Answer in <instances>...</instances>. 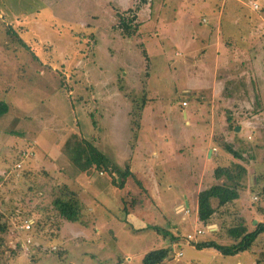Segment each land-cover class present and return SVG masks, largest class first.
I'll return each instance as SVG.
<instances>
[{"label":"rangeland","instance_id":"rangeland-1","mask_svg":"<svg viewBox=\"0 0 264 264\" xmlns=\"http://www.w3.org/2000/svg\"><path fill=\"white\" fill-rule=\"evenodd\" d=\"M0 101V264H140L168 246L161 264H264L263 234L234 256L194 247L264 223V0H0ZM72 135L119 171L74 166ZM232 164L245 190L198 222L197 194ZM61 186L76 223L52 208Z\"/></svg>","mask_w":264,"mask_h":264},{"label":"trees","instance_id":"trees-1","mask_svg":"<svg viewBox=\"0 0 264 264\" xmlns=\"http://www.w3.org/2000/svg\"><path fill=\"white\" fill-rule=\"evenodd\" d=\"M141 6H136L134 9H128L117 16L121 35L126 38H131L139 31L141 23L138 22L137 13ZM146 57L145 52H143ZM148 59V58H147ZM8 112V105L0 101V117ZM65 152L72 164L79 167L83 172L88 168L106 172L110 176L118 172L119 168L108 157L101 153L94 145L78 139L72 135V138L65 141ZM225 151L233 157L240 159V155L233 151L231 146L226 145ZM131 171L125 168L121 181L116 182L111 179V184L118 188H123L124 180L129 177ZM215 179H225L222 185H213L197 194V221L206 225L215 212L225 207L227 204L234 202L239 197V192L245 190L247 185L246 168L239 164H232L229 168L219 169L214 171ZM216 201V206L213 202ZM52 208L58 214V217L69 223L79 221L81 213V204L77 199L76 193L70 191L66 187H59L51 202ZM217 208V209H216ZM3 228H1V231ZM159 231V230H158ZM227 235L234 241L229 245H220L215 241H205L195 244V249H214L222 256H234L237 253L248 251L256 239L264 235V223L258 222L252 231H248L244 225L236 224L235 226L226 229ZM165 234V233H164ZM171 241H174L171 238ZM171 246L167 248L154 249L147 252L140 264H161L167 259L170 254Z\"/></svg>","mask_w":264,"mask_h":264},{"label":"built area","instance_id":"built-area-1","mask_svg":"<svg viewBox=\"0 0 264 264\" xmlns=\"http://www.w3.org/2000/svg\"><path fill=\"white\" fill-rule=\"evenodd\" d=\"M183 104H185V103H183ZM23 228H24V230L29 231V230H30V223H29V224L26 223V224L23 226ZM27 242L29 243V240H27Z\"/></svg>","mask_w":264,"mask_h":264},{"label":"crops","instance_id":"crops-1","mask_svg":"<svg viewBox=\"0 0 264 264\" xmlns=\"http://www.w3.org/2000/svg\"><path fill=\"white\" fill-rule=\"evenodd\" d=\"M185 206H186V208H188V202L187 201L185 202ZM181 207H183V206H181ZM128 215H130V214H128Z\"/></svg>","mask_w":264,"mask_h":264}]
</instances>
